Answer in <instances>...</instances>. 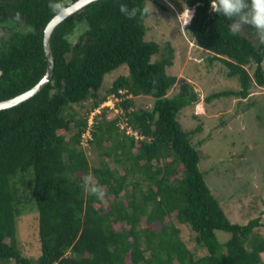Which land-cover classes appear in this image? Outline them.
<instances>
[{
    "label": "trees",
    "instance_id": "trees-1",
    "mask_svg": "<svg viewBox=\"0 0 264 264\" xmlns=\"http://www.w3.org/2000/svg\"><path fill=\"white\" fill-rule=\"evenodd\" d=\"M75 1L62 0L61 10ZM148 1L157 2L96 0L64 19L50 39L51 81L22 103L0 109V264H264V236L255 231L264 223L260 217L245 224L230 220L192 142L201 126L185 130L178 118L200 96L189 81L167 72L174 47L168 43L163 49L145 38L149 14L128 19L119 11L120 4L142 7ZM176 1L181 11L194 8L187 28L212 54L210 62H223L228 75L241 83L239 90L214 92L206 100L245 99L253 85L264 86V43L254 29L245 26L232 35L231 22L211 10V0ZM49 3L0 0V101L27 91L44 76V31L61 11L53 12ZM80 23L86 29L72 42ZM154 55L160 57L153 60ZM122 65L128 74L116 77L101 94L105 75ZM178 83V92L168 95ZM113 94L122 97L116 105L139 137L120 130L121 116L109 119V107L101 108L92 127L91 148L101 157L94 166L82 133L91 113ZM139 95L152 96L153 107L134 109L132 97ZM89 173L106 190L109 209L84 190ZM23 186L31 189L39 213L41 254L36 259L18 244ZM144 218L162 227L143 225ZM175 220L192 229L206 254L197 256L188 247ZM116 223L128 227L118 229ZM217 230L230 233L228 239L220 241Z\"/></svg>",
    "mask_w": 264,
    "mask_h": 264
},
{
    "label": "rangeland",
    "instance_id": "rangeland-1",
    "mask_svg": "<svg viewBox=\"0 0 264 264\" xmlns=\"http://www.w3.org/2000/svg\"><path fill=\"white\" fill-rule=\"evenodd\" d=\"M147 5L152 11L145 19V38L157 41L163 49L168 43L174 47V64L167 67V72L179 79H186L199 93V101L183 108L178 118L185 130L201 126V130L192 135V142L202 154L200 167L205 172L207 183L232 222L245 224L254 217H260L264 223V86L253 85L245 99L225 95L206 100L214 92L239 90V79L228 75V68L223 62L215 60L211 63L212 54L197 44L185 26L190 10L181 11L176 0H157L156 3L148 1ZM85 29L86 24L80 23L70 36L72 42L77 41ZM159 57L154 55L153 60ZM247 68L253 73L255 65L250 64ZM122 74H128L126 65L106 74L100 93L104 94L116 77ZM179 85H174L168 95L177 93ZM132 98L134 109H151L155 101L149 95ZM198 105L203 107L200 106L198 110ZM76 109L82 111L81 107ZM119 115V129L124 130V114H117L110 107L107 110L109 119ZM88 157L92 165L100 164V154L92 148ZM108 162L115 167L112 160ZM22 191L26 199L20 205L21 213L17 216L18 244L24 255L36 259L41 254L39 213L31 189L23 186ZM101 199L109 209V199L105 196ZM142 223L151 228L162 227L161 222L150 224L145 218ZM175 225L181 230V238L197 256L207 253L205 248L197 244L196 234L188 225L177 220ZM115 227L121 229L128 225L116 223ZM255 231L264 236V225L255 228ZM216 232L220 241H226L230 235L223 230Z\"/></svg>",
    "mask_w": 264,
    "mask_h": 264
},
{
    "label": "clouds",
    "instance_id": "clouds-1",
    "mask_svg": "<svg viewBox=\"0 0 264 264\" xmlns=\"http://www.w3.org/2000/svg\"><path fill=\"white\" fill-rule=\"evenodd\" d=\"M62 0H50L49 7L53 12H59L62 8ZM189 12L187 26L190 24L194 14V8L187 7ZM211 10L214 13L223 15L230 24V33L237 35L241 33L245 26L255 30V35L261 43H264V0H211ZM119 11L128 19H135L137 16L143 17L151 13L152 9L144 6H133L129 8L127 4H120ZM184 11V12H185ZM19 15V14H17ZM155 85V81H153ZM84 190L97 198H103L106 190L95 182L94 177L89 173L83 177Z\"/></svg>",
    "mask_w": 264,
    "mask_h": 264
},
{
    "label": "water",
    "instance_id": "water-1",
    "mask_svg": "<svg viewBox=\"0 0 264 264\" xmlns=\"http://www.w3.org/2000/svg\"><path fill=\"white\" fill-rule=\"evenodd\" d=\"M93 1L96 0H77L73 3H70L69 5L65 6L59 13H57L49 21L44 31V48L47 56V68L44 76L37 84H35L32 88L28 89L27 91L18 94L15 97L0 101V109H5L20 104L23 101L31 98L32 96L40 92L45 86H47V84L51 81L53 77V72L55 67V61H54V56L50 42L51 35L54 29L64 19L75 14L76 12H78L79 10H81L82 8H84Z\"/></svg>",
    "mask_w": 264,
    "mask_h": 264
},
{
    "label": "built area",
    "instance_id": "built-area-1",
    "mask_svg": "<svg viewBox=\"0 0 264 264\" xmlns=\"http://www.w3.org/2000/svg\"><path fill=\"white\" fill-rule=\"evenodd\" d=\"M191 11V10H190ZM191 15H192V11H191ZM186 20V19H185ZM121 93H124V91H120ZM122 99L121 96H117V95H111L108 100H106L99 108H97L95 111H93L91 113V116L88 119V126L87 129L82 133V145L85 148H88V153H90L91 150V140L92 138V127H93V123H94V116L96 113H100L101 112V108L103 107H110L114 108V110L117 112V114L119 113H123V109L121 107H118L116 104ZM203 105H198L197 109H199V107ZM120 124V123H119ZM123 129H126V132L130 135H135L136 137H139V134L137 131L133 130L132 127L130 125H128L127 121L124 122V125H122Z\"/></svg>",
    "mask_w": 264,
    "mask_h": 264
}]
</instances>
